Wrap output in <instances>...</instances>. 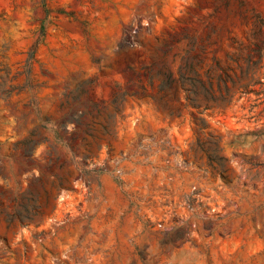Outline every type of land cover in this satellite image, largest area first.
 <instances>
[{"label":"rangeland","instance_id":"374dc122","mask_svg":"<svg viewBox=\"0 0 264 264\" xmlns=\"http://www.w3.org/2000/svg\"><path fill=\"white\" fill-rule=\"evenodd\" d=\"M262 22L264 0H0V264H264V58L239 69ZM190 63L235 66L232 100L164 85Z\"/></svg>","mask_w":264,"mask_h":264},{"label":"trees","instance_id":"16d2710c","mask_svg":"<svg viewBox=\"0 0 264 264\" xmlns=\"http://www.w3.org/2000/svg\"><path fill=\"white\" fill-rule=\"evenodd\" d=\"M264 23V22H262ZM264 58V41L255 43V47L252 48L246 56L243 57V63L239 65L242 76H251L252 69L258 67L261 59ZM188 71L180 72L178 77H175L172 73L166 75L165 86H170L173 82H177L182 85L184 91L187 93L186 98L193 103L194 106L200 107L201 102L199 97L202 96L205 99L204 109L210 107L209 102H226L231 101L233 94L230 92L229 84L235 85V71L236 67L232 64L226 66L217 63V66L207 71L206 76L202 77L196 70V65L190 63L187 67ZM255 72H253V75ZM263 83L262 80L256 79L241 84L239 86V92L247 94L253 91L252 85ZM164 90V87L161 88ZM219 91V92H218ZM41 142H37L39 144ZM27 155H33L34 149L28 148L24 150ZM31 220L30 216H23L21 220Z\"/></svg>","mask_w":264,"mask_h":264}]
</instances>
